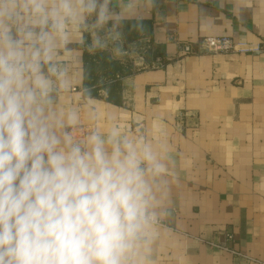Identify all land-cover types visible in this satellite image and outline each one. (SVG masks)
<instances>
[{
  "label": "crops",
  "instance_id": "1",
  "mask_svg": "<svg viewBox=\"0 0 264 264\" xmlns=\"http://www.w3.org/2000/svg\"><path fill=\"white\" fill-rule=\"evenodd\" d=\"M135 15L144 28L124 25L123 54L70 45L58 104L81 109L80 135L116 124L167 142L169 214L153 264H264V52L200 44L208 35L264 41V0H138ZM186 42L193 52L182 55Z\"/></svg>",
  "mask_w": 264,
  "mask_h": 264
},
{
  "label": "clouds",
  "instance_id": "2",
  "mask_svg": "<svg viewBox=\"0 0 264 264\" xmlns=\"http://www.w3.org/2000/svg\"><path fill=\"white\" fill-rule=\"evenodd\" d=\"M137 2L0 0V264H153L167 142L116 124L80 135L81 109L58 104L70 45L123 54L124 25L144 28Z\"/></svg>",
  "mask_w": 264,
  "mask_h": 264
},
{
  "label": "built area",
  "instance_id": "3",
  "mask_svg": "<svg viewBox=\"0 0 264 264\" xmlns=\"http://www.w3.org/2000/svg\"><path fill=\"white\" fill-rule=\"evenodd\" d=\"M202 47L210 53H255L264 52V41L255 43L243 40H236L227 35L204 36L200 40ZM193 52L191 43H184L180 46V53L182 55L190 54ZM158 61V60H157Z\"/></svg>",
  "mask_w": 264,
  "mask_h": 264
}]
</instances>
